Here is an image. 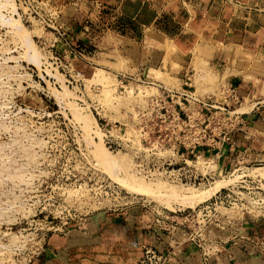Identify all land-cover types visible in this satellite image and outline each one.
I'll return each instance as SVG.
<instances>
[{"label": "rangeland", "instance_id": "obj_1", "mask_svg": "<svg viewBox=\"0 0 264 264\" xmlns=\"http://www.w3.org/2000/svg\"><path fill=\"white\" fill-rule=\"evenodd\" d=\"M13 2L15 9L12 11L11 5L7 13L6 9L3 13L20 19L28 31V40L40 52L42 62L36 66L28 60L26 40L15 34L10 26L0 23V264H51L44 261L43 254L55 251L61 244L60 237L72 238L71 235L79 230L86 232V220L102 214L122 213L131 217L130 225L139 220L145 225L146 233L164 234L162 243L150 237L151 241L145 245L155 242L156 246L159 243L167 248L177 243L187 246L192 244L189 236H195L202 238L195 240L196 244L202 245L208 253L214 252L218 236L230 227L227 220L246 215L242 213L240 202L249 198L242 193L240 201H234L235 193L242 189H237L238 184L253 188L260 185L264 189V161L240 166L227 174H216L208 184L190 185L158 167L159 157L171 155L172 151L145 144L137 124V112L145 108L146 97L155 95L161 87L180 89L183 81L177 79L178 74L188 66L192 74L190 88L199 95H213L221 100L219 95L226 93L227 83L209 68L207 61L214 45L200 37L198 43L184 49L165 40L159 46L160 62L144 69L152 82L145 84L136 80L138 75L134 77V68L127 65L116 45L84 46L92 54L81 58L60 57L61 62L55 58L63 54V47L54 48L58 39L47 25L52 22H48L46 11L56 14L57 19L60 17L58 21L68 29L69 24L62 16L68 17L62 13L67 0ZM78 2L70 0L68 5L78 6ZM82 3L87 5L85 1ZM237 6L244 8L242 4ZM256 6L252 13L248 12L264 24V6ZM238 52L236 48L231 49V58L234 59ZM257 54L251 66L244 67L249 74H244L261 76L257 89L264 95V65L260 62L264 51ZM241 55L246 53L241 52ZM96 67L101 68L102 73L104 70L105 78L111 73L112 82L107 81L108 78L106 83L101 82L107 90L114 86L108 90L110 93L102 92L104 85L92 77ZM149 67L157 69L154 75L150 74ZM127 87L132 90L128 91ZM252 96V93L245 95L243 103L236 104L234 110L237 113L248 110ZM99 141L110 153L125 157L129 174L147 181L151 188L157 187L153 188L155 193L146 195L127 189L119 181L124 176L123 171L114 176L105 165L98 164L92 148ZM204 165L199 157L196 167ZM214 166L213 162L209 165L210 168ZM249 171L256 176H243ZM117 179L119 182L115 181ZM217 179L221 180L217 181L220 186L215 182L221 192V187L225 186L234 193L220 199L216 189L208 197L191 202L168 200L164 195V189H170L168 185L181 194L190 193L192 188L194 192H202L211 188ZM252 213L259 212L253 209ZM228 234L225 232L221 237Z\"/></svg>", "mask_w": 264, "mask_h": 264}, {"label": "crops", "instance_id": "obj_2", "mask_svg": "<svg viewBox=\"0 0 264 264\" xmlns=\"http://www.w3.org/2000/svg\"><path fill=\"white\" fill-rule=\"evenodd\" d=\"M68 3L62 12L68 17L62 16L73 40L90 48L99 43L116 45L127 65L134 68V76L144 75L146 66L160 62L159 46L165 40L184 49L202 37L209 40L214 45L207 58L209 68L243 100L245 95H253L249 109L238 112L242 124L232 135L234 147L224 144L218 169H229L236 162L254 165L264 161V95L257 89L261 76L244 74H249L244 71L245 65L251 66L257 53L264 51V24L248 12L252 13L257 4L264 6V0H79L78 6ZM238 4L244 8L239 9ZM233 48L239 51L234 59L230 56ZM188 67L179 72L177 79L184 83L188 78L191 87ZM129 218L122 213L91 216L86 220V232L79 230L70 234L72 238L60 237L61 246L44 253L43 259L51 264H138L151 235L145 232L142 221L135 220L130 225ZM225 232L229 234L221 237ZM191 245L176 246L174 253H169L167 264H198L200 251ZM217 249L208 264H264V217H239L218 236Z\"/></svg>", "mask_w": 264, "mask_h": 264}, {"label": "built area", "instance_id": "obj_3", "mask_svg": "<svg viewBox=\"0 0 264 264\" xmlns=\"http://www.w3.org/2000/svg\"><path fill=\"white\" fill-rule=\"evenodd\" d=\"M46 12L48 22H52L51 25H47L51 32L57 35L56 39H58L54 48L63 47V54L55 56L57 60L61 62V58H68L70 55L73 58H81L90 54L84 46L74 45L71 42L73 38L69 35L67 27H64L62 21H58L60 17L57 19L56 14ZM37 13L35 12V14ZM131 77L133 76H125L124 78L131 79ZM138 77L139 79L136 80L139 82L152 84L148 80L147 74ZM188 80L187 78L180 85V89L161 87L155 95L151 94L146 97L145 108L139 109L141 112H137L140 120L137 124L139 125L140 138L145 144L172 151L171 155L159 157L160 164L158 167L164 168V172L173 177L178 176L184 182L188 181L187 183L190 185L208 184L214 180L216 174H227L230 170L247 166V164L236 162L232 165L233 168L223 171H220L217 166V160L222 155L224 144L226 143L231 149L234 147L232 135L242 124V115L234 110V106L240 105L243 97L239 96L231 86L227 87L226 93H220L221 100L213 95L202 96L190 88L187 84ZM199 157L205 164L201 168L196 167ZM211 162L215 164L212 168L209 167ZM245 175L249 176L248 172L243 174V176ZM243 180L245 179H241V181ZM238 186L237 189L241 187L242 192L237 190L238 193H235L234 201H236L235 199L240 201L242 193L249 198L245 201L246 204L243 201L240 202L242 213L253 215L252 210L255 209L259 213L253 216L264 217V189L260 185H256L255 188L243 184H238ZM222 188L223 191L221 192L219 189L217 198L224 199L230 195V192H233L227 187ZM231 188L233 189V186ZM238 219L239 217L229 218L227 221L232 224ZM150 235L161 243L165 240L164 234L159 232L153 231ZM199 238L189 236L188 239L196 246L195 249L200 251L198 264H208L209 258L216 254L218 249L215 248L213 249L214 252L208 253L202 245L195 243V240L202 239ZM153 243L144 245L138 264H167L169 253L173 254L176 246L180 245L178 243L175 246L170 244L168 250L165 245L160 247L159 243L157 246L155 242Z\"/></svg>", "mask_w": 264, "mask_h": 264}, {"label": "bare ground", "instance_id": "obj_4", "mask_svg": "<svg viewBox=\"0 0 264 264\" xmlns=\"http://www.w3.org/2000/svg\"><path fill=\"white\" fill-rule=\"evenodd\" d=\"M13 4H14V2H13V0H0V23H1V25L2 24H5V26L7 25V26H10L16 33L15 34H18V35H20V37H22V38H24L25 40H26V43L24 44L25 45V54H26V57L28 58V60H30L31 62H33L36 66H39L40 65V63L42 62V56H41V54H40V52H37V50H35L34 49V46H33V44H31L32 42L31 41H29L28 40V37H27V33H28V31L26 32V30H25V28H24V25L22 24V22H20V19L19 20H17L18 19V17H17V19L15 18V17H13V15H6V14H4L3 13V10L4 9H6V13H7V8L10 6L11 7V5H12V11L15 9V8H13L14 6H13ZM15 13V12H14ZM3 26V25H2ZM19 38V37H18ZM22 55V54H21ZM150 68V67H149ZM157 69L156 68H153V67H151L150 68V74H153V72H155ZM102 71V69L101 68H95V70L93 71V78L96 80L97 79V81H99V83L100 84H102L101 86H103L104 85V87H102L103 89H104V91L102 90V92H104L105 93V91L107 90V87L105 86V83L107 82V81H110V74L111 73H107L106 74V77H107V75L109 76V80H107L106 81V79L107 78H105V75H103V73H104V70H103V73L101 72ZM159 72V71H158ZM158 72H156V73H158ZM159 74V73H158ZM154 75V74H153ZM55 76H57V75H55ZM92 77H90V78H92ZM112 77V76H111ZM58 78V77H57ZM92 78V79H93ZM102 81H106L105 83H101ZM110 82H112V81H110ZM110 82H108V84L110 83ZM107 85V84H106ZM108 86V85H107ZM66 87V86H65ZM111 87H114V86H111ZM110 87V88H111ZM123 87H125V85L123 86ZM108 88H109V86H108ZM108 89V90H110L111 91V89ZM129 87H127V89H128ZM64 89H66V88H64ZM108 90H107V93H110V92H108ZM113 90V89H112ZM132 90V89H131ZM130 89H128V91H131ZM127 91V90H126ZM90 119V118H89ZM92 119V121L94 120V118L92 117L91 118ZM89 124V123H88ZM95 124V123H94ZM86 126H88V125H86ZM96 127V126H95ZM87 130H89V129H87ZM97 132V131H96ZM96 132H94V133H96ZM99 133V132H98ZM97 134V133H96ZM93 150H92V154H93V157L96 159V162L98 163V164H100V165H105L106 167H107V170L108 171H110V173H112L114 176H116V175H118L117 173H118V171H123V174H124V176L123 177H121V176H118L119 178L121 177V179H119V181H120V183H122V185L123 186H125L127 189H130V190H136V191H139V193L140 192H142V193H144V194H151V192H154V190H153V188L154 187H152L151 188V186L149 185V184H147L145 181H143V179H141V178H139V177H135L134 175H131V172H130V174H129V172H128V168H129V164H128V162H127V160H125V157H123V156H121V155H119V154H117V153H110L108 150H107V148H106V146H104L102 143H101V141H99V142H97L96 144H93ZM259 167H257V169H258ZM130 169V168H129ZM254 169V168H253ZM255 170V169H254ZM20 174V173H19ZM248 174H250V175H252V176H256L255 175V173L254 174H251V172L249 171L248 172ZM13 175V174H12ZM114 178V177H113ZM117 177H115L114 179H116ZM115 181H118V179L117 180H115ZM118 181V182H119ZM217 181H218V179L217 180H215L214 182H213V184H212V187L211 188H208L207 190H206V188H205V190L204 191H202V192H200V191H198V192H194L193 191V188H192V191L190 192V193H184V194H181V193H179V190H176V188H173V186L171 187L170 185H168L169 187H170V189H164V190H166V191H164V192H166L164 195H165V197L167 196V198H169L168 200H170V198H174V200L175 201H177V200H180V201H182V202H191V201H193V200H199V199H203V198H206V197H208L210 194H212L216 189H218L219 190V188H218V186H220L218 183H217ZM221 181V180H220ZM220 181H218V182H220ZM149 182V181H148ZM218 184V186L216 185V183ZM152 183V182H151ZM157 183H158V181H157ZM156 183V184H157ZM163 184V181H162V183H161V185ZM153 185V184H152ZM160 185V184H159ZM153 186H155V185H153ZM159 187H161V186H159ZM159 187H158V189H159ZM222 187H225V186H222ZM221 187V188H222ZM157 187H155L154 189H156ZM166 188H168V187H166ZM157 189V190H158ZM178 189H180V188H178ZM187 189V188H186ZM197 189V188H196ZM162 190V189H161ZM188 191L189 190H191V189H187ZM135 191V192H136ZM163 192V193H164ZM181 192V191H180ZM155 193V192H154ZM157 193H159L158 191H157ZM156 193V194H157ZM163 195L162 193H159V195ZM154 196V195H153ZM157 196V195H156ZM160 197V196H159ZM164 197V198H165ZM154 198V197H153ZM166 199V198H165ZM165 199H163V201L165 200ZM167 200V199H166ZM165 200V201H166ZM162 201V200H161ZM14 240V239H13Z\"/></svg>", "mask_w": 264, "mask_h": 264}]
</instances>
